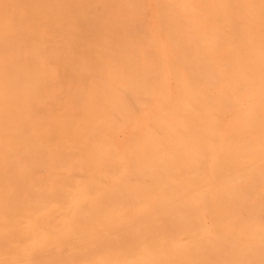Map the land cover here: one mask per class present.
<instances>
[{
    "label": "bare ground",
    "instance_id": "bare-ground-1",
    "mask_svg": "<svg viewBox=\"0 0 264 264\" xmlns=\"http://www.w3.org/2000/svg\"><path fill=\"white\" fill-rule=\"evenodd\" d=\"M0 264H264V0H0Z\"/></svg>",
    "mask_w": 264,
    "mask_h": 264
}]
</instances>
